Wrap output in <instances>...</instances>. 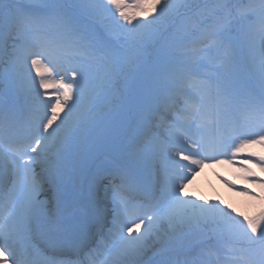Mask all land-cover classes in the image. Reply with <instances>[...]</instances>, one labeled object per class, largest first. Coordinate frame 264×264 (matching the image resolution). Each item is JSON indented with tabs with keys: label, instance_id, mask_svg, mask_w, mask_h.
Listing matches in <instances>:
<instances>
[{
	"label": "snow or ice",
	"instance_id": "snow-or-ice-1",
	"mask_svg": "<svg viewBox=\"0 0 264 264\" xmlns=\"http://www.w3.org/2000/svg\"><path fill=\"white\" fill-rule=\"evenodd\" d=\"M216 164L257 211L186 191ZM249 164L264 0H0V264H264Z\"/></svg>",
	"mask_w": 264,
	"mask_h": 264
},
{
	"label": "bare ground",
	"instance_id": "bare-ground-1",
	"mask_svg": "<svg viewBox=\"0 0 264 264\" xmlns=\"http://www.w3.org/2000/svg\"><path fill=\"white\" fill-rule=\"evenodd\" d=\"M252 169H253L252 172H254V170H256V167L254 165H252ZM259 171L260 170L257 169L256 173H258ZM233 178H235L234 181H236L237 185H239V186H245L246 185V182L243 179H241V177L237 178L236 176H233ZM236 183L230 182L228 180H226L225 184L216 183L217 189H214V190L207 189L205 194H207L209 200H217L218 197H224L228 200H232V199L236 200L238 194L230 192L229 186H228L229 184L232 185V184H236ZM191 196L199 197V196H197L196 193H192Z\"/></svg>",
	"mask_w": 264,
	"mask_h": 264
},
{
	"label": "rangeland",
	"instance_id": "rangeland-1",
	"mask_svg": "<svg viewBox=\"0 0 264 264\" xmlns=\"http://www.w3.org/2000/svg\"><path fill=\"white\" fill-rule=\"evenodd\" d=\"M254 187H257V185H255ZM224 204H227L229 208H232V209H234V210H236V211H239V212H241L242 214H246V213H248L247 211H248L249 209L257 208V204H256V205H253V204H252V205H250V206H247V207H244V208H240V209H238V208H237L238 205H235V204H229V203H227V202H224ZM239 206H241V205H239Z\"/></svg>",
	"mask_w": 264,
	"mask_h": 264
}]
</instances>
